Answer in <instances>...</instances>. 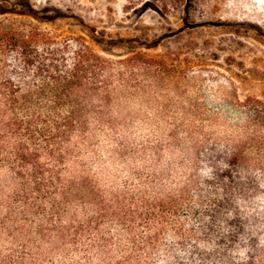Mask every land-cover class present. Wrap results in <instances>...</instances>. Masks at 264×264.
Masks as SVG:
<instances>
[{
    "label": "rangeland",
    "instance_id": "1",
    "mask_svg": "<svg viewBox=\"0 0 264 264\" xmlns=\"http://www.w3.org/2000/svg\"><path fill=\"white\" fill-rule=\"evenodd\" d=\"M11 24L38 26L69 50L85 40L115 62V75L122 72L112 127L94 131L71 169L83 163L106 193L147 186L177 206L155 247L116 252L114 261L175 264L201 238L210 213L203 201L220 215L254 201L262 219L254 264H264V132L244 106L248 97L264 98V0H0V26ZM235 153H243L244 165ZM16 189L13 174L0 167V218ZM220 219L214 233L230 226ZM236 243L227 253L245 258ZM7 249L2 235L0 253ZM86 252L70 248L42 263L98 264Z\"/></svg>",
    "mask_w": 264,
    "mask_h": 264
},
{
    "label": "trees",
    "instance_id": "2",
    "mask_svg": "<svg viewBox=\"0 0 264 264\" xmlns=\"http://www.w3.org/2000/svg\"><path fill=\"white\" fill-rule=\"evenodd\" d=\"M69 48L66 40L50 39L38 26H0V167L17 181L0 218V236L8 243L0 264H38L81 247L98 264H138L129 256L114 261V254L155 247L166 218L176 210V200L147 186L106 193L83 163L72 171L70 163L79 162L80 148L94 131L112 127L109 109L122 72L115 75V62L85 40ZM244 106L264 132V98L248 97ZM233 159L245 164L243 153ZM202 205L210 213L203 217L201 238L175 264H254L262 226L259 205L252 201L224 215L211 202ZM225 217L230 226L214 233L217 220ZM237 241L245 258L227 253Z\"/></svg>",
    "mask_w": 264,
    "mask_h": 264
}]
</instances>
